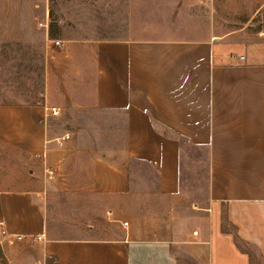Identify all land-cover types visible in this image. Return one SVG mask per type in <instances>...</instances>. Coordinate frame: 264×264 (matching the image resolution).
I'll use <instances>...</instances> for the list:
<instances>
[{"label":"crops","instance_id":"crops-1","mask_svg":"<svg viewBox=\"0 0 264 264\" xmlns=\"http://www.w3.org/2000/svg\"><path fill=\"white\" fill-rule=\"evenodd\" d=\"M61 43L66 56H90L93 107L124 116L126 146L111 160L93 153L82 177L70 163L83 150L48 128L42 107L15 120L29 127L30 156L57 172L61 197L0 191V264H14L4 243L16 238L37 243L50 264H254L224 217L264 264V43L224 44L212 33ZM185 145L206 151L201 191L185 185ZM133 162L153 176L147 210Z\"/></svg>","mask_w":264,"mask_h":264},{"label":"rangeland","instance_id":"rangeland-1","mask_svg":"<svg viewBox=\"0 0 264 264\" xmlns=\"http://www.w3.org/2000/svg\"><path fill=\"white\" fill-rule=\"evenodd\" d=\"M209 33L224 44L264 43V0H0V191L61 197L58 185L50 181L54 174L28 152L24 136L29 127L15 123L37 107L43 108L51 131L69 135L74 147L83 150L70 163L79 176L90 171L93 153L111 160L126 146L124 116L93 107L90 56L78 51L66 56L61 41L200 39ZM50 106L59 108L58 116L47 115ZM183 147L185 185L201 191L207 178L206 151ZM132 166L137 202L147 210L151 200L143 194L144 185H153V176L146 180L144 164ZM4 246H12L14 264L51 262L31 239L16 238ZM249 251L254 264H262ZM183 264L196 263L186 257Z\"/></svg>","mask_w":264,"mask_h":264},{"label":"built area","instance_id":"built-area-1","mask_svg":"<svg viewBox=\"0 0 264 264\" xmlns=\"http://www.w3.org/2000/svg\"><path fill=\"white\" fill-rule=\"evenodd\" d=\"M52 44H54V46H56V47H59L60 46V42L59 41H53ZM239 59L242 60L243 58L241 57ZM45 110L47 111V115L50 116V117L58 116L59 115V112H60L59 111V108L56 107V106L46 107ZM68 139H69V136L68 135H65L63 138H61V140H68ZM47 173L50 176H52L55 173V171L52 170V169H49V170H47ZM121 226L124 227V228H126L128 226V223L127 222H123V223H121ZM0 233L5 236V231L1 230ZM196 234L197 233H195V235Z\"/></svg>","mask_w":264,"mask_h":264},{"label":"trees","instance_id":"trees-1","mask_svg":"<svg viewBox=\"0 0 264 264\" xmlns=\"http://www.w3.org/2000/svg\"><path fill=\"white\" fill-rule=\"evenodd\" d=\"M228 226V227H227ZM223 230L224 231H229L233 234V237H234V241L236 243V245L238 246V248L244 250L249 256H252L250 251L248 250L247 246L242 242V240H240V238L237 236L236 232H235V229L234 228H231L226 220H225V217L223 218Z\"/></svg>","mask_w":264,"mask_h":264}]
</instances>
